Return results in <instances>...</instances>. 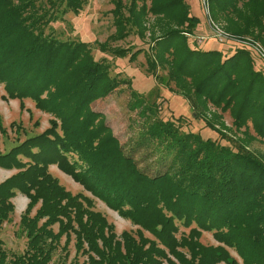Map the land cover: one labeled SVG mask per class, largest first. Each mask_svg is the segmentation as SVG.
Segmentation results:
<instances>
[{
  "label": "trees",
  "instance_id": "1",
  "mask_svg": "<svg viewBox=\"0 0 264 264\" xmlns=\"http://www.w3.org/2000/svg\"><path fill=\"white\" fill-rule=\"evenodd\" d=\"M207 1L211 18L231 20L232 34L253 33L264 44V0ZM110 3L113 32L95 42L100 52L127 56L130 62L143 53L145 71L162 81L155 65L166 67L165 82L192 108L209 103L228 111L243 136L250 127L264 141V66L254 52L235 44L217 49L195 41L197 46L190 47L187 34L197 17L184 0ZM83 4L0 0L3 98H28L49 115L45 129L0 150V168L14 170L0 181V225L13 211L16 192L27 199L18 220L25 247L8 253L0 240V264H48L60 237L65 236L64 249L70 234L75 254H85L78 264H158L162 259L169 264H237L226 247L241 264H264V159L242 143L232 147L181 130L174 119L157 115L154 101L133 89L134 103L129 104L139 108L140 121L120 143L91 103L118 85L131 87L129 79L110 76L108 60L95 59L90 42L60 39L50 25L66 11L76 14ZM148 30L146 49L109 47L130 33L143 41ZM212 116L217 119H205L206 124L225 137L219 115ZM48 165L137 225L135 234L116 235L90 199L66 190ZM179 226L188 232L176 239ZM201 231L210 232L218 244L202 245L197 240Z\"/></svg>",
  "mask_w": 264,
  "mask_h": 264
},
{
  "label": "rangeland",
  "instance_id": "2",
  "mask_svg": "<svg viewBox=\"0 0 264 264\" xmlns=\"http://www.w3.org/2000/svg\"><path fill=\"white\" fill-rule=\"evenodd\" d=\"M184 1L188 5L189 12L197 17L195 27L191 33L187 34V43L190 47L197 46L196 43L200 44L198 46L203 47L211 39L214 41L216 38H221V41L216 40V42H212L209 46L216 48L218 44L220 46L219 48H222L221 46L234 43L244 44L248 47L242 48L247 51H253L256 55L258 65L261 67L264 66V62H259L262 58L254 51L257 49L264 56V44L256 39L253 33L232 34L229 29L231 20L223 18L215 21L211 18L207 0ZM111 7L110 0H84V4L79 12L74 14L66 11L61 21L52 22L50 25L55 36L60 39H79L90 42L93 57L97 59L104 56L108 60L110 64V76L118 73L119 77L129 79L131 87L127 83L118 85L107 95L91 103V108L102 113L103 121L110 127L111 132L117 137L120 143H125L132 136L133 132L138 128L140 121V116L137 114L139 108L134 107L131 109L134 98L130 95V90L133 89L139 94H143L146 98H149L146 100L147 102L154 101L157 115L163 119H174L180 125L181 130L194 132L202 139H216L219 143L232 147L237 145V143H242L251 152L264 159V141L254 136V132L250 127L247 129L248 133L244 137L241 133L243 128L236 129L234 127L232 117L228 111H220L209 103H207V108L199 104L194 105L192 108L189 100L180 92L176 91L171 82H165L166 67H163L162 64L158 63L155 65V71H157L160 79H162V81H156L151 73L145 71V57L143 53H139L130 62L127 56L113 57L107 52H100L95 42L104 41L113 32L111 14L109 12ZM149 32L150 30L144 32L143 41L133 33H130L122 40L109 42V47L125 48L133 46L134 48L142 47L146 49ZM198 36H203L207 39L198 43L196 41ZM229 51L231 49L227 50V52ZM253 66L256 69L258 68L255 64ZM3 95L4 92L0 84V150L5 151L16 142L23 140L26 136H31L45 129L48 126L47 119L49 115L35 108L32 100L28 98H3ZM212 113L219 115L220 122L224 125V127L219 126V129L225 137H220L217 129L211 128L206 124L205 119L213 121L217 119L212 116ZM176 118H179L178 120L180 121L176 120ZM215 126L217 127V125ZM137 155H135L136 158L138 157ZM140 165H143V163H140ZM47 170L66 190L73 194L80 193L89 198L93 209L103 214L107 222L112 224L113 231L116 235L124 231L135 234L137 225L105 206L99 199L91 195L77 182L73 181L71 177L59 171L55 165H48ZM11 171L14 172V170L0 168V181L10 175ZM11 202L13 203V211L9 214L8 219L0 225V240L6 252L20 253L25 247V236L20 231L18 220L27 199L22 194L16 192L11 198ZM52 227L53 230L57 228L56 225ZM141 232L143 236L152 239L148 231L141 229ZM187 232V227L179 226L175 234L176 239L186 236ZM68 238L69 241L65 243L64 249H61L65 242V236L62 235L60 237L58 248L52 252L51 260L48 264H78L85 259V254H75L73 235L70 234ZM197 240L202 245L218 244L211 233L207 231H201ZM178 249L181 250L180 248ZM225 249L236 260L237 264H241L240 258L232 248L226 247ZM181 251L185 253V257H188V253L183 251V249ZM167 256L177 263L174 257L168 254ZM158 264L169 263L165 259H162ZM215 264L224 263L217 262Z\"/></svg>",
  "mask_w": 264,
  "mask_h": 264
},
{
  "label": "built area",
  "instance_id": "3",
  "mask_svg": "<svg viewBox=\"0 0 264 264\" xmlns=\"http://www.w3.org/2000/svg\"><path fill=\"white\" fill-rule=\"evenodd\" d=\"M212 36V35H211ZM207 38L206 37H203V36H198L197 37V39H196V41L198 42V43H201L202 41H204V40H206ZM216 40H219V41H221V38H216ZM235 45H237V46H239L240 48H242V47H245V48H247L248 46H246V45H244V44H239V43H234ZM254 51H256L258 54H259V56L262 58V60H263V62H264V56L261 54V52H259L257 49H255ZM253 52V51H252Z\"/></svg>",
  "mask_w": 264,
  "mask_h": 264
},
{
  "label": "crops",
  "instance_id": "4",
  "mask_svg": "<svg viewBox=\"0 0 264 264\" xmlns=\"http://www.w3.org/2000/svg\"><path fill=\"white\" fill-rule=\"evenodd\" d=\"M212 42H214V41H212V40L208 41V43H206V44L204 45V48L209 47V45H211ZM216 44H217V43H216ZM216 47H217V49H220V48H219L220 46H219L218 44H217ZM11 173H12V171H11Z\"/></svg>",
  "mask_w": 264,
  "mask_h": 264
}]
</instances>
